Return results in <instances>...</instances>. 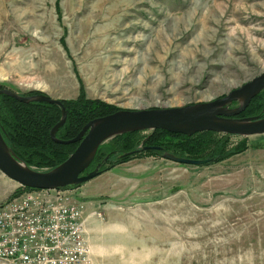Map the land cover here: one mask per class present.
<instances>
[{
  "label": "rangeland",
  "instance_id": "374dc122",
  "mask_svg": "<svg viewBox=\"0 0 264 264\" xmlns=\"http://www.w3.org/2000/svg\"><path fill=\"white\" fill-rule=\"evenodd\" d=\"M263 73L264 0H0L1 90L65 110L83 99L109 115L207 104ZM247 112L263 113L236 118ZM157 131L104 143L123 152L69 187L79 199L101 193L105 230L87 234L95 264H264V135L170 133L184 137L154 143ZM21 188L0 172L1 202ZM112 204L125 213L120 224L105 216Z\"/></svg>",
  "mask_w": 264,
  "mask_h": 264
},
{
  "label": "water",
  "instance_id": "95a60500",
  "mask_svg": "<svg viewBox=\"0 0 264 264\" xmlns=\"http://www.w3.org/2000/svg\"><path fill=\"white\" fill-rule=\"evenodd\" d=\"M262 92H264V73L223 99L175 109L119 111L89 122L77 137L69 141H62L56 137L67 119L66 110L61 102L45 95L23 97L9 90H1L0 96H7L24 104L46 103L61 107L62 119L53 127L50 137L56 144H78V147L57 168L39 172L28 168L17 158L0 131V172L11 181L27 189L55 190L81 185L99 176V166L94 172L85 174L95 160L99 148L104 143L129 133L163 130L189 137L203 132L239 137L264 135V117L236 118ZM233 103L239 105L230 108ZM152 149L160 151L159 148ZM163 157L179 164L192 166H203L209 163V161L176 158L169 154H164Z\"/></svg>",
  "mask_w": 264,
  "mask_h": 264
},
{
  "label": "built area",
  "instance_id": "2783aa9c",
  "mask_svg": "<svg viewBox=\"0 0 264 264\" xmlns=\"http://www.w3.org/2000/svg\"><path fill=\"white\" fill-rule=\"evenodd\" d=\"M22 190L0 203V264H95L73 192Z\"/></svg>",
  "mask_w": 264,
  "mask_h": 264
},
{
  "label": "trees",
  "instance_id": "16d2710c",
  "mask_svg": "<svg viewBox=\"0 0 264 264\" xmlns=\"http://www.w3.org/2000/svg\"><path fill=\"white\" fill-rule=\"evenodd\" d=\"M3 88L0 86V90ZM34 95L38 94L28 93L24 97ZM251 103L249 113L261 114L263 112L261 115L264 117V92L253 99ZM64 106L67 111V120L56 136L62 141L74 139L89 122L111 114V109L107 105L88 99L68 102ZM248 116L255 115L248 114V112L243 114V117ZM60 118L61 111L54 105L46 103L22 104L7 96H0V129L3 138L17 158L28 168L40 169L47 167L49 170H53L64 163L78 147V144L59 145L51 140L50 132L59 122ZM157 133L159 137L152 140L154 143L160 140L167 141V139L173 137H184L183 135H172L164 131H157ZM213 134L207 132L194 137L210 139ZM134 135H137V133H129L117 137L113 141H116L118 138H127ZM120 144L112 142L111 145H115L112 149L108 145L101 146L90 168L95 167L98 159L105 154H112V151L116 154L123 152ZM181 153H185V151ZM22 193L23 190L21 188L11 198H17Z\"/></svg>",
  "mask_w": 264,
  "mask_h": 264
},
{
  "label": "crops",
  "instance_id": "0c3cea01",
  "mask_svg": "<svg viewBox=\"0 0 264 264\" xmlns=\"http://www.w3.org/2000/svg\"><path fill=\"white\" fill-rule=\"evenodd\" d=\"M5 180V178H4ZM6 184V182H5ZM8 187H10L11 189L14 188V185H9ZM101 195V193H93V194H82V197L79 199L77 196L76 198L83 202L86 206V211H85V215H84V220H85V229L87 230L86 233L88 234V239L90 238V235L93 233L92 231L97 228V232L100 233L102 232L104 229V223H99V221L96 219V214L100 211L102 212V207H100L99 203L96 201V197H99ZM2 199H0L1 202ZM116 204H112L109 206L105 207V212H106V218L107 220H109L110 223H114L117 222V218H118V222L119 224L122 222L121 220H124L125 217V213L119 211V209H117ZM119 208V207H118ZM106 225V224H105Z\"/></svg>",
  "mask_w": 264,
  "mask_h": 264
},
{
  "label": "bare ground",
  "instance_id": "6f19581e",
  "mask_svg": "<svg viewBox=\"0 0 264 264\" xmlns=\"http://www.w3.org/2000/svg\"><path fill=\"white\" fill-rule=\"evenodd\" d=\"M148 111H150V110H148Z\"/></svg>",
  "mask_w": 264,
  "mask_h": 264
},
{
  "label": "flooded vegetation",
  "instance_id": "af4514ba",
  "mask_svg": "<svg viewBox=\"0 0 264 264\" xmlns=\"http://www.w3.org/2000/svg\"><path fill=\"white\" fill-rule=\"evenodd\" d=\"M246 118H248V117H246Z\"/></svg>",
  "mask_w": 264,
  "mask_h": 264
}]
</instances>
